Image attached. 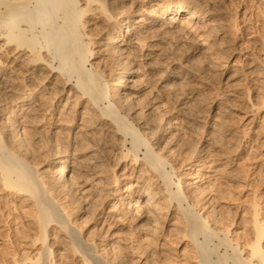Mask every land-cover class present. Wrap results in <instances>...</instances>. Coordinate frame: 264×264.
I'll return each instance as SVG.
<instances>
[{"label":"bare ground","instance_id":"obj_1","mask_svg":"<svg viewBox=\"0 0 264 264\" xmlns=\"http://www.w3.org/2000/svg\"><path fill=\"white\" fill-rule=\"evenodd\" d=\"M262 147L264 0H0V227L28 228L11 264H91L68 227L101 264H202L161 258L213 231L217 182L242 187ZM257 207L241 264H264Z\"/></svg>","mask_w":264,"mask_h":264},{"label":"rangeland","instance_id":"obj_2","mask_svg":"<svg viewBox=\"0 0 264 264\" xmlns=\"http://www.w3.org/2000/svg\"><path fill=\"white\" fill-rule=\"evenodd\" d=\"M146 10L150 11L152 9H146ZM178 54H181V53H178ZM179 56L181 57V55ZM197 61L196 63H194L195 65H197V63L199 62ZM245 130L247 131L248 136L250 135L249 137H251L252 132L250 131V129L245 128ZM257 144L259 145V141L254 143V146L256 147ZM261 149H258L253 153L250 152L248 153L249 155L246 153L244 155V158L245 157L246 158L245 159L243 158L241 162L238 163L237 165L238 168L237 166L232 168V170L235 169V171L239 169V172H241V174L244 175L243 176L244 179L242 181L243 182L242 187L233 189V187H231L230 185H224L221 182H217V185H219L218 187H220L222 191H224L225 193L227 192L230 193V194L227 193L229 194L228 199H224L218 196V198L214 199V201L211 202L210 204L211 206H209V209L207 210L208 212L209 211L211 212V216L217 219L216 221L217 225L215 224L216 225L215 228L217 230L215 231H218V232L214 231L215 228L213 229L214 232L212 231L213 232L212 233L210 232V230L209 231L203 230V228H201L200 226H198L199 230L197 231L195 229L197 228V226L193 223L195 225V228H194L192 227V224H191L190 225L191 229L193 230L194 228L196 230L195 235L193 231V235H194L193 237L194 239H192L193 244L191 242L188 244V242L186 241L182 242V240L180 241L182 243H179V241H177L176 239L175 241L174 239L171 238V240H169L170 243L168 242L170 244L168 246L170 250L169 255H167L168 257L165 256L161 258V262L166 263L167 260L173 261V262H175L176 260H179L180 256L177 257L178 252L182 251L183 253H187L186 255L190 258H193V260L194 258L196 260V257H198L197 260L198 259L199 260L197 262L201 261L200 263L202 264H241L242 263L240 261L242 260L241 257L243 256V254L240 256L241 247L243 248L245 243H247L251 239L250 219L252 217V201L255 200L258 203L257 209H259L258 211L260 213L259 214L260 218L263 217L264 219V148L262 147ZM49 207H50L49 210H51L53 214L51 215L52 217L54 216L53 219H55L54 221H56L55 223L57 225H60L61 220L63 219L61 217L62 216L61 213L57 209H55L53 206H52L53 209H51V206ZM14 217L18 218L19 215L16 214L14 215ZM17 221L15 220V222L19 224V225L17 224L19 228L16 225L17 229H15L16 226L15 224H13L15 222L12 221V219H10L9 221L12 224L11 223L10 225L9 223L6 224L8 225V227H5L6 226L5 224H4L5 226L3 225L0 227V230H1L0 231V237H1L0 238V255H1L0 259L2 258V260L4 261L9 260L8 263L10 264H11L10 259L13 258L14 255L15 257H17V259L14 257L16 260H21V258L24 256L21 253L25 252V247H26L25 243L22 241V236L25 237V234H26L25 232H27L24 227L27 225V222H25L23 219H20V217H19V220L17 219ZM189 221H190V218H189ZM10 227L11 229H9ZM212 227L214 226L212 225L211 229ZM4 229H7V230H4ZM69 230L71 231L69 232ZM20 231L25 234L22 235ZM65 231H68L66 233V235L68 234L70 238V239L68 238V241L74 242L73 244L75 245V247L80 251L82 255H84L87 258V260L90 261L91 264H101V262L98 261L99 259L94 256L93 251L92 252L90 251L92 250L91 246L89 244H88L89 246H87V243H83L81 240H79L78 233L75 231V229H72V228L70 229L68 227V230H65ZM226 231L228 232V235L224 236V232ZM220 233H223V234H220ZM2 239L4 240V244L1 241ZM237 256L239 257L240 260L238 259ZM56 262L57 261H55V263L53 264H63V263L65 264L66 263L64 260L61 262L60 261H58L57 263ZM74 262H71V264H78L77 261H74ZM42 264H48V263L47 261L43 260ZM66 264H70V262Z\"/></svg>","mask_w":264,"mask_h":264}]
</instances>
